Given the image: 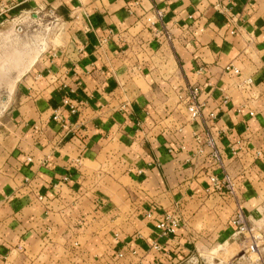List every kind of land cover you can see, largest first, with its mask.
I'll list each match as a JSON object with an SVG mask.
<instances>
[{"label":"crops","instance_id":"1","mask_svg":"<svg viewBox=\"0 0 264 264\" xmlns=\"http://www.w3.org/2000/svg\"><path fill=\"white\" fill-rule=\"evenodd\" d=\"M0 5V23L46 7L62 33L0 118V264H255L230 220L240 206L264 234V0ZM205 128L219 165L197 150ZM223 172L234 197L208 190ZM171 213L179 225L162 234Z\"/></svg>","mask_w":264,"mask_h":264},{"label":"rangeland","instance_id":"2","mask_svg":"<svg viewBox=\"0 0 264 264\" xmlns=\"http://www.w3.org/2000/svg\"><path fill=\"white\" fill-rule=\"evenodd\" d=\"M2 21L0 118L9 106L17 81L34 62L38 53L59 44L62 35L53 11L50 12L46 7L36 6L26 11L15 12Z\"/></svg>","mask_w":264,"mask_h":264},{"label":"built area","instance_id":"3","mask_svg":"<svg viewBox=\"0 0 264 264\" xmlns=\"http://www.w3.org/2000/svg\"><path fill=\"white\" fill-rule=\"evenodd\" d=\"M54 2H58L59 0H53ZM4 6L0 5V14L3 11ZM156 10V15L158 17L161 16V11ZM57 21V19H56ZM58 23V22H57ZM164 41L171 40V33L166 29L159 34ZM201 69H199L200 71ZM225 71H232L237 74L238 69L235 68L232 64H228L224 67ZM243 84L248 85L251 84V79H246ZM199 96V88L196 84H188L186 87V95L184 97L186 108L190 118H197L201 115V103L198 100ZM250 115H253L252 112H249ZM195 142L197 143V150L199 152H203L205 148L209 150V155L213 158L217 165L221 164V153L216 145L215 139L210 133L209 128L203 129V131L199 134H195L194 136ZM209 187L208 190L211 192H221L227 194L231 197L235 196V185L232 177L223 172L222 176H218L215 173H212L209 176ZM147 216H151L150 213L146 214ZM180 216L177 213L165 214L162 218H159L156 222V228L161 231L162 234H175L176 228L179 225ZM230 223L233 227H235V231L238 235L242 236L244 241L246 242V246L243 249L240 257H246L251 260L252 263L255 264H264V260L262 259L260 253V247L264 242V234L260 231L254 223L250 222L248 218L245 216L242 208L240 206L237 207L235 215L230 220ZM152 248L159 249V246L152 243ZM130 254L136 256V252L134 250L130 251ZM124 253H119L118 257L122 258ZM255 255V256H254ZM128 264H142L140 260L136 262H129ZM151 264H156L154 261Z\"/></svg>","mask_w":264,"mask_h":264}]
</instances>
